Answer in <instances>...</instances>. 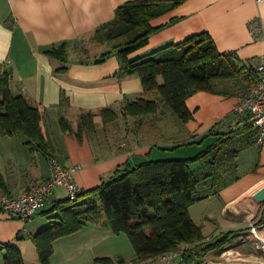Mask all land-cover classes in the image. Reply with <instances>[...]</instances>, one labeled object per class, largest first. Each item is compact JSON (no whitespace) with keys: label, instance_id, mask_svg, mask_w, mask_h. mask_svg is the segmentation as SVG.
Segmentation results:
<instances>
[{"label":"crops","instance_id":"crops-1","mask_svg":"<svg viewBox=\"0 0 264 264\" xmlns=\"http://www.w3.org/2000/svg\"><path fill=\"white\" fill-rule=\"evenodd\" d=\"M127 1L0 0V71L9 67L12 92L26 96L40 108L43 131L50 142L46 153L29 144L24 134L0 133V172L5 181L0 194L17 196L47 179L52 172L51 156L65 166H81L76 179L85 190H92L127 166L154 159L191 157L227 133L225 138L234 136V141L232 152L217 170V190L190 207L206 240L231 234L226 246L199 253L203 264H221L217 260L224 259L229 245L254 239L252 224L263 225L260 231L264 236V202L255 198L264 187V147L256 145V130L234 111L255 83L253 69L264 58V1L185 0L151 21L158 29L150 35L148 44L130 57L207 32L220 52H234L239 64L245 66L240 78L216 81L213 91L191 95L187 105L193 118L186 122L162 102L156 112L124 115L129 101L160 102V94L145 91L138 75L121 76L115 52L97 62L108 51L104 44L93 60L80 59L79 42L91 39L96 29L112 21L117 7ZM256 20L263 26L259 34L251 27ZM62 42H68L66 63L47 52ZM104 108L114 110L116 117L105 122L101 114ZM89 111L96 114L94 130L82 138L70 128L64 130L61 117L77 129L81 114ZM191 141L194 155L178 152L181 145ZM67 197L64 187L55 188L45 208L28 221L0 211V264H5L6 244L22 251V264H42L32 238L51 225L59 213L51 214L50 209ZM204 242L198 243L199 249H203ZM54 246L50 264H107L99 258H110V264L138 262L129 237L116 233L104 217L58 239ZM179 259L190 264L184 257L161 264H173Z\"/></svg>","mask_w":264,"mask_h":264},{"label":"trees","instance_id":"trees-1","mask_svg":"<svg viewBox=\"0 0 264 264\" xmlns=\"http://www.w3.org/2000/svg\"><path fill=\"white\" fill-rule=\"evenodd\" d=\"M184 1L129 0L117 7L112 21L94 32L92 39L97 42H116L97 62L106 60L115 52L120 60L121 76L138 75L145 91L160 92V102L155 99L129 101L123 109L124 115L156 112L162 102L186 122L193 118L187 105L191 95L201 90L213 91L216 81L242 76L245 66L239 64L236 54L220 52L214 38L207 32L139 57H130L147 45L150 35L158 29L151 21ZM47 52L63 63L68 62V42L55 44ZM11 75L7 66L0 71V133L24 134L29 144L48 153L50 142L42 127L43 113L26 96L12 92ZM101 114L108 122L117 113L104 108ZM95 115L91 111L82 113L77 129L72 128L65 117H61V124L64 130L70 128L82 138L96 128ZM246 124L256 130L247 119ZM226 135L223 133L216 142L194 156L154 159L127 166L101 186L85 190L77 199L67 197L57 201L50 209V212L59 213L53 217L55 220L32 238L41 263H51L58 239L75 234L102 217L116 233L129 237L138 262L187 245L184 259L194 264L199 253L226 246L231 240L230 233L216 240H206L202 227L190 213L193 204L217 190V170L232 152L234 141V136L225 138ZM4 184L0 172V186ZM200 242L206 243L203 249L198 247ZM3 248L6 250L5 264L24 263L18 247L6 244ZM99 260L111 263L110 258Z\"/></svg>","mask_w":264,"mask_h":264},{"label":"built area","instance_id":"built-area-1","mask_svg":"<svg viewBox=\"0 0 264 264\" xmlns=\"http://www.w3.org/2000/svg\"><path fill=\"white\" fill-rule=\"evenodd\" d=\"M258 1L263 2L264 0ZM251 27L253 32L257 34L261 33L263 29L259 20L254 21ZM234 111L254 124L256 129L255 143L259 147H264V58L256 68L255 83L236 104ZM49 163L52 172L47 179L32 184L29 189L17 196L0 194V211L28 221L45 208L48 198L55 188L64 187L71 199H77L80 194L85 192V188L76 179V174L81 166H65L54 156L49 158ZM261 226L256 223L252 224L251 233L254 239L262 242L264 251V236L260 231ZM187 249V245H181L178 249L162 254L149 262H137L135 264L170 263L179 257H184ZM262 263L264 264V262Z\"/></svg>","mask_w":264,"mask_h":264},{"label":"rangeland","instance_id":"rangeland-1","mask_svg":"<svg viewBox=\"0 0 264 264\" xmlns=\"http://www.w3.org/2000/svg\"><path fill=\"white\" fill-rule=\"evenodd\" d=\"M116 42H97L96 40H93L92 38H86L83 39L79 42L78 48H80V54L82 55V57L80 59H94V56H96V53H98L100 51V48H103V44H104V48L106 50H109L112 48V46L115 44ZM78 52V51H76ZM100 53V52H99ZM162 79H160L161 81ZM158 92V94H160V92L158 90H155ZM125 120V118H124ZM129 124V121L127 122ZM145 127V125H144ZM173 128L175 127L174 125L172 126ZM191 143H193L191 141ZM188 142V144L186 145H181V149L178 152H182V153H190L187 155H194L195 154V149L193 147L190 146V144ZM189 145V146H187ZM188 157V156H186ZM55 213V212H50ZM49 213V214H50ZM263 236V235H262ZM231 244V243H230ZM226 252L227 255L224 257V259H218L217 261H220L221 264H263L262 262H264V251L262 249V242L258 241L256 239H253L252 241L248 240V239H243V241L239 242L238 244H235L234 246L229 245L226 248ZM229 257V258H227ZM200 258V257H199ZM217 259V258H216ZM152 260V259H151ZM150 260H146V261H142V262H149ZM141 262V261H140ZM178 262V263H177ZM184 261H180V259L177 261H175L173 264H184ZM137 263V262H136ZM195 264H203L202 263H196Z\"/></svg>","mask_w":264,"mask_h":264},{"label":"water","instance_id":"water-1","mask_svg":"<svg viewBox=\"0 0 264 264\" xmlns=\"http://www.w3.org/2000/svg\"><path fill=\"white\" fill-rule=\"evenodd\" d=\"M255 198L259 201V202H264V187L259 190L256 194H255ZM204 261L203 258H198L196 260V263H202Z\"/></svg>","mask_w":264,"mask_h":264}]
</instances>
